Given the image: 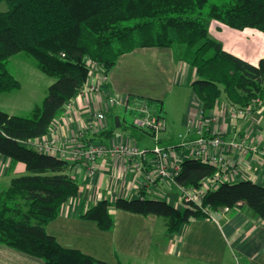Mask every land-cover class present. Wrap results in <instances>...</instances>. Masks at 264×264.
Returning <instances> with one entry per match:
<instances>
[{"label":"trees","instance_id":"16d2710c","mask_svg":"<svg viewBox=\"0 0 264 264\" xmlns=\"http://www.w3.org/2000/svg\"><path fill=\"white\" fill-rule=\"evenodd\" d=\"M3 1L6 10L1 9ZM211 18L232 29L264 33V0H0V94L20 87L7 67V60L20 52L56 78L31 115H13L0 108V154L10 158L12 166H26V173L13 176L0 189V245L46 264H120L65 247L49 233L47 226L79 194L80 182L71 174L74 163L38 150L37 140L55 131L64 107L81 94L92 75L91 62L100 65L98 71L106 78L121 56L141 47H177L181 54L177 59L196 70L192 87L204 117L212 116L222 96L236 109L264 106V58L255 65L227 51L210 32ZM151 100L137 96L131 102L129 97L128 106L150 107ZM155 102L162 112L150 109L164 118L162 101ZM104 123L96 133L86 131L105 136L110 143L114 129L106 128L107 119ZM86 134L82 131V141ZM223 173L195 156L181 160L175 183L202 188L203 207L190 200L180 208L141 189L136 198L101 199L83 217L109 231L115 226L111 212L115 208L163 217L168 231L175 233L192 219L246 205L264 220V185L225 179L207 189L206 182ZM156 184L161 185V179Z\"/></svg>","mask_w":264,"mask_h":264},{"label":"crops","instance_id":"0c3cea01","mask_svg":"<svg viewBox=\"0 0 264 264\" xmlns=\"http://www.w3.org/2000/svg\"><path fill=\"white\" fill-rule=\"evenodd\" d=\"M213 22L215 21H212V24ZM248 30L249 28L241 31L228 26L222 29L224 35L232 37L228 41L232 49L228 48L225 39H221L212 29L210 32L212 36L223 42L227 51L258 65L264 55L258 60H253L233 51L238 48L240 43L245 46L248 44L245 38L255 36L247 34ZM147 48L154 47L137 48L120 57L117 65L106 77L105 92L92 96H78L70 105L68 103L64 107L54 134L61 136L65 141L69 136H80L84 131L87 134L83 141L80 137L79 142L82 144L88 143L87 141L92 137H94L92 142L109 143V138L93 136L87 132L85 125L94 120L97 111L104 110L109 114L112 106L110 99H114L111 97L114 96V92L121 96L119 101L114 99L119 105L129 97L133 102L137 96H146L147 86L144 85V81L153 76L152 67L143 61L139 62L138 59L141 53H146L144 49ZM146 55L147 53L143 56ZM146 65L148 66L146 67ZM175 65L176 63L171 66L170 70L163 65H160V68L163 71L169 70L171 74L176 72L175 81L179 83L181 77L184 79V75H186V79L191 77L192 82L197 78L196 70L188 62L181 60L180 64L173 69ZM159 100L164 104L162 99L159 98ZM192 100L181 119V124L186 129L192 121L196 122L202 113V104L195 91ZM162 115L167 123L172 117L164 111ZM211 115L214 122L210 125L209 130L205 131V134L207 136L217 135L224 141L219 153L225 155L230 162L229 172L231 175L228 179L231 181L251 180L264 185V156L260 149L250 148V145L264 147V108L259 107L249 114H239L236 108L225 99V96H222ZM108 119L107 116L106 128L110 129L112 127ZM115 132V130L112 132L113 137L127 136L125 134L117 135ZM236 132L239 137L234 136ZM196 137L197 134L193 132L188 134L186 139ZM243 139H246V143H248L246 147L238 150L232 147L233 143H240ZM180 143L171 144L178 145ZM68 145L72 146L70 143ZM182 150L180 148L176 153V156L181 160L187 157L188 153L187 151L184 153ZM153 159L152 154L146 155L144 159L131 160L106 156L100 161L98 171L93 176L88 172L86 161L74 163L71 174L80 182V192L65 203L61 214L47 226L49 233L55 235L65 247L79 249L98 259L120 264H125V261H133L136 264L143 260L150 264L152 256L158 255V238L153 232L158 216H144L113 208L111 212L115 218V226L112 230L102 231L94 221L84 218L83 215L101 199L115 202L118 197H138L140 185L146 170H151ZM139 163H142L141 167L145 166V169L139 171L137 169ZM15 173L18 175L26 173L25 164L18 163L12 166L11 159L0 154V179L11 176L10 180ZM163 186L170 188L173 196L180 194L178 199L181 201L182 189L176 185L161 181V185L152 187L151 191L159 190L158 194L160 195L156 197H164L172 203L174 200L169 199V193ZM174 188L180 192L174 191ZM149 191L147 190L146 193L148 194ZM176 206L182 208V204ZM179 232L175 237H164L166 245L159 243L160 255L165 252L171 254V258L182 256L184 259L196 262L195 264H226V255L221 248L226 245L232 247V243H235L238 251L249 264H264V220L257 216L249 206L241 205L230 210L224 208L216 210L211 217L192 219Z\"/></svg>","mask_w":264,"mask_h":264},{"label":"rangeland","instance_id":"374dc122","mask_svg":"<svg viewBox=\"0 0 264 264\" xmlns=\"http://www.w3.org/2000/svg\"><path fill=\"white\" fill-rule=\"evenodd\" d=\"M1 9H8L6 2L1 3ZM212 20V18H211ZM209 20L210 29L214 33H217L221 39H225L226 45L228 48L232 49L231 45L228 44V41L232 37L224 35L222 29L225 27L223 24L217 20L212 24V21ZM220 27V28H219ZM222 28V29H221ZM242 31V30H241ZM247 34H253L249 39L245 38L248 44L245 46L243 43H240L238 48L233 50L238 53H241L247 56L250 59L258 60L259 57L264 55V33H261L259 30L249 29ZM260 36V37H259ZM214 37V36H213ZM224 41V40H223ZM243 45V47H242ZM146 54L141 53L139 57V62H144L152 67V75L146 81L144 85L147 86L145 92L146 96H141L144 99H152L150 108L157 112H162L160 110V105L156 104L155 99H162L163 111L168 112L171 118L168 121L166 129L159 134V140L161 145H168L171 143H180L187 138V129L181 124L182 118L184 117L185 111L187 112L189 106L191 105L192 95L194 89L192 87L191 77L184 79L181 77V82H176V72L173 74L170 73L171 66L176 63L173 69L180 64L181 60H178V56L181 57L179 51L177 52V47H154L144 49ZM179 53V54H178ZM166 66L167 71H163L160 68V65ZM146 65V67L148 66ZM100 65L91 62V67L96 76L100 75V70L98 67ZM7 67L14 75V77L20 82V87L18 89L5 92L0 94V108L4 111H7L13 115H31L35 108L38 105H42L45 97L49 92L51 84H53L56 78L49 73L45 72L38 67L36 60L26 55L23 52H20L7 60ZM145 71V70H144ZM196 79V78H195ZM144 86V87H145ZM81 97V95H79ZM113 97L115 100L119 101L120 94L114 92ZM109 123L111 127L116 131L117 135L125 134L131 137L132 142H135V145L141 150H153L157 144V139L140 128L133 125V114L131 111L127 110L123 105L115 104L110 107L109 114L107 113ZM116 118H119L122 122V126L116 127ZM176 121V122H175ZM181 121V122H180ZM55 131L51 132L43 139H48L53 137ZM108 144V143H107ZM13 176H18L14 174ZM11 176L3 177L0 179V189L9 185ZM156 187V186H154ZM153 187V188H154ZM166 192L169 193V199H173L172 203L174 205L182 204V208H186L187 204L185 201L178 199L180 194L172 195L170 188L163 186ZM148 192V196L156 197L159 190ZM174 191L180 192L178 189L174 188ZM156 217V216H155ZM191 222V221H190ZM188 224V223H187ZM184 227V226H183ZM154 234L158 238L157 253L158 255H153L150 264H195L190 259H184L182 256H174L171 258V254H166L163 252L160 255L161 249L159 243L166 245L164 237H175L180 232L170 233L167 229L165 219L163 217H156V227L153 229ZM162 240V241H159ZM232 247L223 246V251L226 255V264H249L248 261L242 257L241 253L238 251L237 244L232 243ZM217 248V244L215 245ZM106 261V260H104ZM0 264H46L45 261L39 257L32 256L28 253L21 252L14 248H11L7 245H0ZM125 264H134L133 261L126 262ZM136 264H148V262L141 260Z\"/></svg>","mask_w":264,"mask_h":264},{"label":"built area","instance_id":"2783aa9c","mask_svg":"<svg viewBox=\"0 0 264 264\" xmlns=\"http://www.w3.org/2000/svg\"><path fill=\"white\" fill-rule=\"evenodd\" d=\"M106 78L96 76L92 71L89 82L85 85L80 95L92 96L100 92H105ZM75 99V98H74ZM73 100L69 102L72 103ZM110 104L113 106L116 104L114 99H110ZM125 108H131L136 111L133 116V125L141 130H148L153 132V136L157 139V144L153 150H141L133 142L131 137H113L110 143L103 142H90L87 145L80 143V136H69L65 141L59 135H54L48 139L37 140V149L49 154H53L59 157H63L69 160L71 163H79L86 161L88 163V172L93 176L98 171L100 161L106 157L122 158L124 160L131 159H144L146 155H153V162L151 170H147L140 185L141 189L150 190L152 187L157 186L158 179H161L164 183L167 182L170 185H176L180 187L183 195L181 200L183 201H195L201 207H203V198L205 191L202 188H184L175 183V175L180 170L181 159L176 156L177 150L182 148L184 153L187 151V157L195 156L204 162H209L218 166L224 173L223 175H216L213 180L206 182V187H215L223 180L230 177V162L225 155L219 153V149L223 146L224 141L217 135L207 136L205 131L209 130L210 125L214 122L213 116L204 117L201 113L199 119L192 123L187 128V134L195 132L196 138L185 139L178 145H161L159 141L160 132L164 131L167 126V122L158 117L147 104H140L137 107H129L128 99L120 102ZM264 108V106H261ZM239 114H249L251 111L248 109H236ZM107 119V111L95 112L94 120L87 123L86 130L96 133L104 126V122ZM235 137H239L238 133L234 134ZM246 139L240 141V143H233L232 147L236 150L246 147ZM72 144V146L68 144ZM76 145V147H73ZM253 150L260 149L261 154L264 156V147L260 148L257 145H250ZM185 157V158H187ZM142 163H139L137 169L143 170L145 166L141 167ZM140 189V190H141Z\"/></svg>","mask_w":264,"mask_h":264},{"label":"water","instance_id":"95a60500","mask_svg":"<svg viewBox=\"0 0 264 264\" xmlns=\"http://www.w3.org/2000/svg\"><path fill=\"white\" fill-rule=\"evenodd\" d=\"M116 120H117V126L120 127L121 126V122H120L119 118H116Z\"/></svg>","mask_w":264,"mask_h":264},{"label":"bare ground","instance_id":"6f19581e","mask_svg":"<svg viewBox=\"0 0 264 264\" xmlns=\"http://www.w3.org/2000/svg\"><path fill=\"white\" fill-rule=\"evenodd\" d=\"M82 96V95H81Z\"/></svg>","mask_w":264,"mask_h":264}]
</instances>
